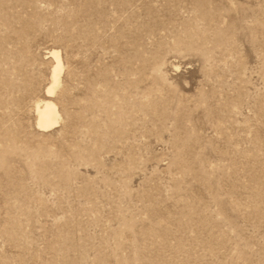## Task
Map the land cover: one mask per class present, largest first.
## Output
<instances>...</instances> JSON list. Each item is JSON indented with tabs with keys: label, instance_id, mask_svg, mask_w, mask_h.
Listing matches in <instances>:
<instances>
[{
	"label": "rangeland",
	"instance_id": "374dc122",
	"mask_svg": "<svg viewBox=\"0 0 264 264\" xmlns=\"http://www.w3.org/2000/svg\"><path fill=\"white\" fill-rule=\"evenodd\" d=\"M0 264H264V0H0Z\"/></svg>",
	"mask_w": 264,
	"mask_h": 264
},
{
	"label": "bare ground",
	"instance_id": "6f19581e",
	"mask_svg": "<svg viewBox=\"0 0 264 264\" xmlns=\"http://www.w3.org/2000/svg\"><path fill=\"white\" fill-rule=\"evenodd\" d=\"M55 63L52 68V83L46 89V98L40 100L36 106V126L40 131H48L59 125L61 113L56 102L52 99L56 93V89L61 82V74L63 71V59L59 49L50 51Z\"/></svg>",
	"mask_w": 264,
	"mask_h": 264
}]
</instances>
